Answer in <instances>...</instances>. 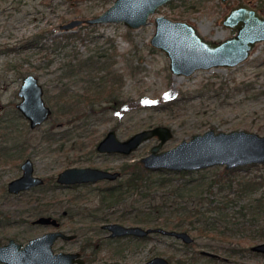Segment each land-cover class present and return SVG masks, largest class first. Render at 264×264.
<instances>
[{
	"label": "rangeland",
	"instance_id": "1",
	"mask_svg": "<svg viewBox=\"0 0 264 264\" xmlns=\"http://www.w3.org/2000/svg\"><path fill=\"white\" fill-rule=\"evenodd\" d=\"M112 2L0 0V147L9 148L11 154L10 161L0 162V244L9 238L25 244L31 237L51 230V227L30 223L38 215L57 217L62 222L61 229L75 230L79 234L76 240L54 242L55 252L78 250L85 238L102 243L101 224L106 222L102 218L108 212H94L99 199L93 187L57 186L51 177L70 165L119 169L121 163L137 161L147 155L158 141L152 137L128 156H106L99 154L95 145L109 129H114L119 139H125L142 129L168 126L172 136L160 150L210 128L225 132L244 129L264 135V41L256 43L249 58L235 67L198 69L189 76L172 74L167 56L149 42L157 15L186 21L205 38L219 40L231 36L234 31L224 27L220 20L237 0H173L160 6L149 16L147 24L136 29H129L122 22H108L93 26L82 24L71 31L58 30V25L71 19L102 13ZM244 2L264 13V0ZM33 38L36 42L27 44ZM93 54L103 55L100 59L106 63V68L99 69L98 64L90 68L79 66L80 60ZM28 73L38 77L43 86V98L52 110L50 117L34 129L15 108L20 99L17 90L21 79ZM100 85L110 94L107 91L101 94L99 103L93 107L78 97ZM59 94L64 97L58 99ZM172 99L180 100L177 106L158 109ZM142 104L157 106L142 108ZM82 112L89 117L79 116ZM67 119L71 122H66ZM63 131H68L69 135L51 141L45 138L51 132L58 135ZM27 157L33 162L34 174L45 182L40 188L11 195L6 185L21 174L20 163ZM222 167L203 168L183 177L172 173L171 180L154 188L149 197L132 199L129 205L124 204L125 208L116 207L106 217L125 225L156 224L171 229L179 221L177 216L184 215L183 207L189 211L196 207L194 196L182 199L171 190H177L179 184L189 179L186 188L190 189L200 182V175L212 177ZM257 173L258 170L242 169L238 177L247 178ZM199 185L203 186L204 182ZM188 189L181 191L189 192ZM226 193L200 195L222 201L224 198L220 197ZM132 204L134 209L130 207ZM154 204L156 207H152ZM234 209L227 207L223 212L235 215ZM63 211L67 214L62 215ZM231 229L229 233L234 231ZM188 233L194 238L191 247L182 248L181 240L159 233L132 240L128 244L140 246V256H127L122 264H136L153 251H164L168 243L181 248L173 255L174 259L184 258V264H264V255L250 250L259 241L251 242L247 236H198L195 230ZM231 248L237 249L236 253H231ZM91 249L89 247L85 255L95 259L88 264L116 262L109 249ZM199 249L218 253L226 261L212 262L201 256Z\"/></svg>",
	"mask_w": 264,
	"mask_h": 264
},
{
	"label": "water",
	"instance_id": "2",
	"mask_svg": "<svg viewBox=\"0 0 264 264\" xmlns=\"http://www.w3.org/2000/svg\"><path fill=\"white\" fill-rule=\"evenodd\" d=\"M173 0H113L102 13L89 18H74L58 25L60 31H71L75 27L89 26L108 22H122L129 29H136L147 24L150 15L166 3ZM225 2L226 0H221ZM220 23L234 34L223 39L214 40L201 36L193 25L186 21H174L166 16L154 17V33L150 45L161 50L168 58V68L174 75L189 76L198 69L213 67L231 68L246 61L255 44L264 41V13L254 6L237 0L220 20ZM19 101L15 107L28 120L31 129L45 122L52 113L43 98V86L33 74L22 78L17 90ZM168 126L156 125L139 130L125 139H119L114 129H109L97 142L95 148L99 153H118L128 156L142 142L156 137L157 143L150 152L139 161L147 170L165 169L170 171H197L211 166H223L233 169L247 164L264 163V135L244 129L231 131H214L208 129L193 134L190 139H183L175 146L160 150L163 143L171 138ZM21 174L7 183V191L17 194L31 187L42 185V177L35 175L31 159H25L21 165ZM119 171H111L93 166H69L56 175L59 185L95 183L102 179L114 180L120 176ZM33 224L58 227L59 222L51 215H41ZM102 228L111 236H146L157 232L174 236L185 243H192L193 237L183 230H168L162 227H142L107 222ZM60 230L45 232L30 238L25 244L10 239L0 245V262L5 264H85L78 252H55L53 243L58 237L73 238ZM253 252L264 254V241L252 245ZM209 256H218L209 251H202ZM147 264H168L163 257H153Z\"/></svg>",
	"mask_w": 264,
	"mask_h": 264
},
{
	"label": "trees",
	"instance_id": "3",
	"mask_svg": "<svg viewBox=\"0 0 264 264\" xmlns=\"http://www.w3.org/2000/svg\"><path fill=\"white\" fill-rule=\"evenodd\" d=\"M67 36L68 35H64L63 37L66 38ZM34 42H36L35 38L28 41L27 44H33ZM93 56H95L97 59L95 60ZM100 58H103L102 54H93L84 57V59L80 60L79 66L90 68L94 64H98L97 68H106V63ZM248 85H245V87ZM105 88L106 87H102V85H100L95 90H91L93 88L86 90L78 97H81L83 102L90 104L93 107L95 103H99V96L101 94H105L106 91L108 92V95L110 94L109 90ZM109 88H111V86H109ZM63 97V95L59 94L57 98L61 99ZM179 102V99H172L167 101L165 103L166 105H161L158 107V109L166 108V106L168 108H172L177 106ZM108 103L111 104L110 101H108ZM153 106L157 105H141L142 108ZM62 112L66 113L64 109ZM79 114V116L89 117L88 113L82 112ZM66 122L71 121L70 119H67ZM56 134V132H51L45 138L49 141L57 140V138L61 139V137L63 138L68 136L69 132L63 131L58 133V135ZM10 158L11 154L9 153V148L0 147V162L10 161L8 160ZM242 169L247 172L258 170L259 173L252 174V176L247 178L243 176L238 177V171ZM121 171L123 176L114 184L105 186H86L88 188L93 187V191L96 193L99 199L94 212L99 210L110 213L109 211H113V209L116 207L125 208L124 204H127L132 199L149 197L153 193L154 188L163 186L171 180L172 176L170 174L176 173L178 177H183L184 175L189 174V172H192H175L165 169L147 170L142 166L139 160L133 162H124L121 166ZM207 178L208 177H205L204 175H200V182L194 185V187L190 189L186 188V184L191 181L189 179L179 184L177 190H171L173 195L182 199L185 196H194L196 199V207L191 208L190 211L185 209L186 207H183V211L185 212L184 215L177 216L179 221H177L171 229L177 228L187 232L195 230L198 236L225 237L231 234L245 238L247 236V240L251 242L264 241V163L247 164L229 170L222 167L212 177H209L208 179ZM52 180L54 181V178H52ZM201 182H204L203 186L199 185ZM184 189H188L190 191H181ZM222 191H227V193H230L231 196H228L227 193L223 194L220 198L224 199L219 201L216 198L208 200L207 197L200 195L202 193L216 194V192L220 193ZM130 207L134 209L135 205L132 204ZM152 207H156V205L154 204ZM227 207H235L234 212L237 213L240 218L237 214L232 215L231 213L223 212V209ZM209 212L216 213L212 215ZM108 213H105L106 216ZM106 216L104 215L102 220L106 222L110 221L109 217ZM142 219L146 218L142 217ZM152 226L157 225L153 224ZM231 228H233L234 231L229 233V230H232ZM236 250L235 248H231L230 252L236 253Z\"/></svg>",
	"mask_w": 264,
	"mask_h": 264
},
{
	"label": "flooded vegetation",
	"instance_id": "4",
	"mask_svg": "<svg viewBox=\"0 0 264 264\" xmlns=\"http://www.w3.org/2000/svg\"><path fill=\"white\" fill-rule=\"evenodd\" d=\"M28 74H31V73H28ZM27 75V74H26ZM34 75V74H33ZM37 77V76H36ZM38 78V77H37ZM39 80V79H38ZM22 81V79H21ZM19 101V100H18ZM16 104V103H15ZM16 108V107H15ZM17 110V109H16ZM18 111V110H17ZM19 112V111H18ZM20 113V112H19ZM50 117V116H49ZM28 121V120H27ZM40 126V125H39ZM38 127V126H37ZM36 128V127H35ZM34 129V128H33ZM97 144V143H96ZM96 146V145H95ZM96 150V148H95ZM99 153V152H98ZM99 154H103V155H117V156H122L121 154H118V153H99ZM28 158V157H27ZM25 158V159H27ZM24 159V160H25ZM30 159V158H29ZM23 160V161H24ZM22 161V162H23ZM32 161V160H31ZM21 162V163H22ZM20 163V165H21ZM33 164V162H32ZM70 166H75V165H70ZM121 166H122V163H121ZM121 166L119 167V169H112V168H105L107 170H111V171H119L121 174L120 176H118L117 178H115L114 180H107V179H102L100 181H97L95 183H81V184H74V185H59L57 182H56V176H52L51 178H54V181H55V184L57 186H62V187H69V188H76V187H80V186H105V185H110V184H114L118 179H120L122 176H123V173L121 171ZM69 167V166H67ZM66 168V167H65ZM64 169V168H63ZM33 171H34V166H33ZM34 173V172H33ZM57 175V174H56ZM44 182H45V179H43ZM43 182V184H44ZM102 183H104L102 185ZM42 184V185H43ZM42 185H39V186H35V187H31L30 189L28 190H23V191H20L19 193L17 194H13V193H8L11 194V195H18L20 193H23L25 191H29V190H32V189H35V188H40ZM6 190H7V185H6ZM67 214V211H63L62 212V215H66ZM41 215H38L37 217H39ZM52 216V215H51ZM36 217V218H37ZM54 217V216H53ZM57 219V221L59 222V226L58 227H53L52 225H43V224H33L32 221L35 219H32L30 221L31 224L33 225H39V226H44V227H51V230H48V231H53V230H60L62 232H64L65 234L69 235H74L73 238H70V239H63L61 237H58L56 241L58 240H62V241H72V240H76L78 239L79 237V234L78 232H76L75 230H68V231H65L63 229H61V226H62V222L60 221L59 218L55 217ZM108 222H116V221H108ZM107 223V222H105ZM103 223V224H105ZM120 223V222H118ZM101 224V228H102V225ZM122 224V223H121ZM125 225V224H124ZM143 227V226H142ZM147 227H160V226H147ZM146 228V227H145ZM164 228V227H162ZM166 229V228H164ZM102 230L104 231V237H103V240H102V243H98V242H94L92 241L91 239H88V238H85L83 240V242L80 244V247L78 250H75V251H62V252H78L80 253V257L84 260L85 264H88L89 261H93L95 258L92 257L91 255L88 256V255H85V252L88 250L89 247H92L91 251L92 250H98L99 248H104L105 250L106 249H109L110 250V256L113 257V258H116L115 261L116 262H113L111 263L112 261H108V263L110 264H122L125 259H127V256L128 258L131 256H140V253H141V250L142 248L138 245H135V247L131 244H128V242H131L132 240H141V239H144V238H147L149 237L151 234H148L146 236H135V235H124V236H111L110 235V232L104 228H102ZM168 230H176V229H168ZM48 231H45V232H48ZM43 232V233H45ZM41 233V234H43ZM154 233H157V232H154ZM40 234V235H41ZM159 234H162V233H159ZM162 235H165V234H162ZM38 236V235H37ZM166 236H170V235H166ZM35 237V236H34ZM170 237H174V236H170ZM32 238V237H31ZM176 238V237H174ZM10 239H13V238H9L7 240V242L5 243H2L0 245H4L6 243H8V241ZM176 239H179V238H176ZM14 240V239H13ZM29 240V239H28ZM123 240H126L125 243H121ZM181 240V239H179ZM15 241V240H14ZM182 241V240H181ZM16 242V241H15ZM183 242V241H182ZM193 242H194V238H193ZM192 242V243H193ZM18 243V242H17ZM192 243H185L183 242V246H180V247H191L192 246ZM54 244V243H53ZM119 244H123L122 246L120 247H115L116 245L118 246ZM165 246V250L164 251H161V252H157V251H153V253L145 256V258L143 260H140V262L138 261L136 264H147V261H149L151 258L153 257H163L167 262L168 264H184V262L186 261L184 258H180V257H177V259H174V253H176V251H178L179 249L181 248H178V247H174L173 244L171 243H168ZM116 248V249H115ZM115 249V250H114ZM132 249H135V252H132ZM184 251H188L187 249H183ZM205 249H199L197 250L198 253L203 256V257H206V258H209L210 261L214 262V261H226V258L219 255L218 253H215L213 251H209V250H206V251H209V252H212V253H215L217 254L218 256L214 257V256H209L207 254H203L202 251H204ZM251 250V249H250ZM252 251V250H251ZM253 252V251H252ZM254 253H257L258 255H264L263 253H259V252H254ZM93 255V254H92ZM95 256V255H94ZM193 257V256H192ZM187 259V258H186ZM0 264H5V263H2L0 262Z\"/></svg>",
	"mask_w": 264,
	"mask_h": 264
}]
</instances>
